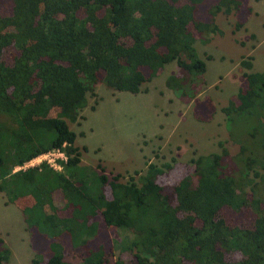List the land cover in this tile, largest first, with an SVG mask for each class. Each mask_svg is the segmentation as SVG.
Returning a JSON list of instances; mask_svg holds the SVG:
<instances>
[{
    "label": "trees",
    "instance_id": "1",
    "mask_svg": "<svg viewBox=\"0 0 264 264\" xmlns=\"http://www.w3.org/2000/svg\"><path fill=\"white\" fill-rule=\"evenodd\" d=\"M9 2L8 10L0 8V191L6 202L30 197L21 215L25 227L49 240L44 264H75L53 240L62 233L84 249L80 264H105L102 250L86 245L95 231L88 221L97 213L121 231L115 247L131 252L129 261L117 257L112 264H264V71L252 70L250 55L238 60L245 87L221 111L226 125L235 117L255 119L253 144L237 140L238 152L229 156L218 141L219 152L189 158L190 171L174 183L158 180L167 163L147 162L125 180L121 173L108 177L98 164L99 173L82 165L67 125L82 118L96 83L137 94L172 61L179 73L168 75L165 86L177 97L193 96L205 71L194 33L202 43L221 33L215 15L237 10L238 0ZM199 4H208V21L195 18ZM8 47L16 51L10 61L3 55ZM51 107L55 116H48ZM51 149L65 156L59 170L42 162L12 171ZM54 191L69 214L58 213ZM224 207L247 210L251 225L227 223L219 215ZM9 257L0 237V264ZM30 264L41 263L34 255Z\"/></svg>",
    "mask_w": 264,
    "mask_h": 264
},
{
    "label": "rangeland",
    "instance_id": "2",
    "mask_svg": "<svg viewBox=\"0 0 264 264\" xmlns=\"http://www.w3.org/2000/svg\"><path fill=\"white\" fill-rule=\"evenodd\" d=\"M238 2L237 10L215 15L214 22L221 33L210 34L205 43L194 33L193 45L205 63V71L193 96L177 97L165 86L168 75L179 73L174 61L165 64L158 76L143 82L137 94L111 90L100 82L94 85L95 95L87 94V104L80 110L82 118L77 122L67 121L69 129L76 133L74 142L80 150L82 165L99 173L98 164L108 177L110 173H121L125 180L135 170L142 173L147 162L167 163L169 169L158 180L174 183L190 171L189 158L219 152L218 141H222L229 156L238 152L242 138L253 144L249 132L256 124L255 119L235 117L226 125L221 111L227 100L245 87L241 75L244 69L238 64L240 57L250 55L252 70L264 71V0ZM9 5V0H4L0 8L8 10ZM207 6L199 4L195 8L197 20L208 21ZM237 22L239 25L234 27ZM14 54L16 51L8 47L4 50V59L10 61ZM56 112L57 108L51 107L48 116H55ZM104 194L109 195L107 186ZM51 197L58 213L69 214L58 191ZM28 200L29 196H22L6 202V196L0 191V237L10 249V257L4 264H30L34 255L44 264L49 256V240L33 227H25L20 208ZM45 209L49 212L47 206ZM219 215L231 225L249 227L252 223L247 210L233 212L224 207ZM88 223L94 224L95 231L86 245L94 250L100 248L105 264H112L117 257L124 261L131 259V252L115 247L123 236L119 229L106 225L99 213ZM53 240L60 243L64 260L81 263L85 251L80 245L73 246L66 233Z\"/></svg>",
    "mask_w": 264,
    "mask_h": 264
},
{
    "label": "built area",
    "instance_id": "3",
    "mask_svg": "<svg viewBox=\"0 0 264 264\" xmlns=\"http://www.w3.org/2000/svg\"><path fill=\"white\" fill-rule=\"evenodd\" d=\"M59 160H65V156L63 152L60 151L59 149H51L49 151L40 153L32 157L31 159L23 162L20 165H15L12 171L24 170L30 166L39 165L42 162L46 163L48 166H50L53 169L59 170L60 169V164L58 163Z\"/></svg>",
    "mask_w": 264,
    "mask_h": 264
}]
</instances>
